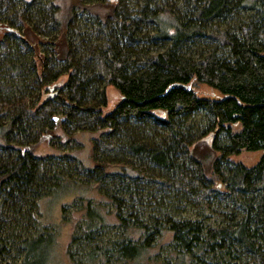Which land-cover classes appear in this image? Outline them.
Returning a JSON list of instances; mask_svg holds the SVG:
<instances>
[{
  "label": "trees",
  "instance_id": "obj_1",
  "mask_svg": "<svg viewBox=\"0 0 264 264\" xmlns=\"http://www.w3.org/2000/svg\"><path fill=\"white\" fill-rule=\"evenodd\" d=\"M19 1L0 0V29L5 30L0 74L22 81L14 92L0 79V212L19 213L33 197L61 188L60 180L66 187H86L57 174L53 156L39 157L35 151L48 142L63 152L65 145L78 144L79 133L89 132L100 135L93 141L94 166L88 169L82 162L78 168L88 169L99 201L116 209L104 212L90 201L83 205L82 236L71 243L88 253L75 260L69 250L76 264H169L157 257L166 234L181 264H216L217 254L236 251L250 264H264V0H181L182 8L174 0H70L62 7L51 0L46 8L33 5L36 0H21L20 8ZM78 12H89L95 24L90 43L77 41ZM242 12L250 13L249 20L237 31L220 29ZM33 13L40 17L33 32L55 34V41L71 36L58 44L59 57L46 50L40 58L24 37ZM6 15L12 19L5 20ZM208 31L216 46L191 55L190 44ZM144 41L159 43V50L141 47ZM55 82H62V89L50 97L46 93ZM200 86L216 95L201 97ZM108 87L121 94V101L106 113ZM196 114L205 120L197 130L188 125ZM210 134L214 158L206 164L196 145ZM243 152L262 155L252 167L230 160ZM50 173L58 181H49ZM145 180L182 192L199 189L204 196L222 186L223 197L238 206L229 217L233 223L206 229L199 221L165 216L163 231L157 217L150 225L133 221L122 214L126 200L116 192L121 188L137 200L132 187ZM111 220L128 238L100 246L99 235ZM53 236L41 229L23 240L21 264H49L48 253L38 250L49 249ZM2 253L4 248L0 264Z\"/></svg>",
  "mask_w": 264,
  "mask_h": 264
},
{
  "label": "rangeland",
  "instance_id": "obj_2",
  "mask_svg": "<svg viewBox=\"0 0 264 264\" xmlns=\"http://www.w3.org/2000/svg\"><path fill=\"white\" fill-rule=\"evenodd\" d=\"M25 1L30 2L32 0ZM25 1L20 0L18 6H20V8L24 6ZM50 1L51 0H36L33 5H36L37 8H46V5ZM54 1L62 7L64 1L67 2L70 0ZM174 1L179 8L184 6L181 0ZM135 2L136 1H134L133 4H135ZM28 12L30 13L31 11ZM77 14V26L80 28V35L77 41L81 43H90V41L92 42L95 40V24L93 25L89 12H78ZM249 16V12L239 13L230 18L228 20L229 23L221 24L220 29L228 27L234 31L237 29L240 22H248ZM3 18H5V20L6 18L10 19L11 16L6 15ZM30 21H32L31 25L27 23L28 26H26L22 32L24 37L28 39L35 48L37 56L42 58L46 55V50H51L56 52L59 57L60 48H58V44H63L68 41L71 36L66 35V37L64 36L65 38L60 36L58 40L55 41L53 38L55 34L47 36V32L38 34L32 31L34 25L40 21L39 15L33 13L30 15ZM42 31L44 32V30ZM209 32L210 31L207 33V37L199 38L190 44L192 49L191 55L199 56L201 53H206L216 46L217 41L210 38ZM3 33H5V30L0 29V37ZM141 44L142 45H138L147 50H152L153 52L159 50L160 45L159 43L148 44L146 41ZM10 77L11 76L7 73L0 74L2 84L7 85L9 89L11 88L15 92L17 89H20L19 85L22 81L11 80ZM63 79L65 81V77ZM61 83L55 82L51 84L46 94L52 97L60 93L62 89ZM24 86L27 87L28 85L26 86L25 84ZM197 92L201 97H214V95H216L212 89L206 86H200ZM107 97L108 108L104 111L109 113V111L121 101V94L114 87H108ZM55 120L56 122L59 121V117H55ZM204 123L205 120L203 115L196 114L191 118L188 125H195L197 130L198 126ZM233 131H239V127H233ZM99 137V134H95L94 136V134L89 132L79 133L76 137L78 144H76L74 148L65 145V150L63 152H60L57 146L53 147L48 142H43L36 147L35 153L37 156L45 158L50 156L54 157L56 162L54 168H56L57 174H62L66 179L69 178L73 180L78 186L84 185L86 187L63 186L66 184L65 181H58L55 179L54 175L50 173L48 175V180L60 182V184H62L61 188L56 189L53 193H49L40 199L33 197L31 206L28 204L19 207V210H21L19 213L12 212L9 208H5L0 212V248H4V253L1 255L3 264H21L24 256V252L20 249L21 243L27 238L38 236L41 229L46 233L48 232L54 235V243H52L49 249L42 247L38 250L41 255H43L44 251L48 253V259L50 257L48 261L49 264H76L75 261L69 257V250L74 254L75 260L86 259L88 249L80 248L79 243H71L72 237L79 238L82 236L80 226L83 224L82 219L84 218V211L82 210L83 205L90 201L95 203V205L104 212L109 210L112 213L116 209L114 205L109 202L99 201L101 195L98 189L92 186L95 182L87 174L88 169L94 166L91 159L93 154V141L94 138ZM212 143L213 137L210 134L204 136L200 143L196 145L197 155L206 164L211 162L208 158H214V156H210L214 155V152L212 153L211 150ZM261 155L262 152H243L239 156L230 157V160L234 163H242L247 167H252L259 162ZM216 156L217 153H215V157ZM82 162L88 168H86L87 171L84 170L86 172H82L78 168V165ZM65 168H70V171H66ZM142 182L141 187L138 189L132 187V190L135 191L138 197L137 200L131 199L130 194L120 193L119 191H121V188H119L118 191L116 185L110 187V193L115 194L114 192L117 190L118 192L116 193L126 200L124 204L125 207L121 212L126 217L132 216L131 220L133 221L141 220L145 224L150 225L151 218L157 217L161 224L159 227L163 231L167 229L166 226H164L165 216H171L177 220L199 221L206 229H214L233 223L229 217L234 212V209H238V206L231 203L229 199L223 197L225 190L222 186L216 187V192L214 194H209L208 196L206 194V196H204V192L199 189L182 192L181 189L179 190L175 187L167 188L154 181L145 180ZM107 190L109 191V189ZM107 190L106 192H108ZM108 224L109 226L105 227L99 235L98 242L100 246H110L114 242L128 238V235H125L120 227L115 226L116 224L113 220L109 221ZM159 241L163 243V245L161 250L157 253V257L160 256L161 260L163 259L169 262V264H181V261L171 253V248L168 246V244L171 243L170 235L166 234L163 239ZM70 245H73V247L69 249ZM215 260L216 264H250L251 259L248 258L245 253L236 251L233 255L217 254ZM108 264L114 263L111 262ZM115 264L119 263L115 262Z\"/></svg>",
  "mask_w": 264,
  "mask_h": 264
},
{
  "label": "water",
  "instance_id": "obj_3",
  "mask_svg": "<svg viewBox=\"0 0 264 264\" xmlns=\"http://www.w3.org/2000/svg\"><path fill=\"white\" fill-rule=\"evenodd\" d=\"M187 90H189L190 88L189 87H186Z\"/></svg>",
  "mask_w": 264,
  "mask_h": 264
}]
</instances>
